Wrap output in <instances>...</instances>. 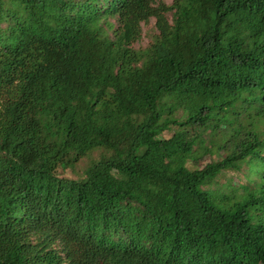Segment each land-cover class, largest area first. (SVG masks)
Returning <instances> with one entry per match:
<instances>
[{"label":"trees","instance_id":"16d2710c","mask_svg":"<svg viewBox=\"0 0 264 264\" xmlns=\"http://www.w3.org/2000/svg\"><path fill=\"white\" fill-rule=\"evenodd\" d=\"M0 264H264V0H0Z\"/></svg>","mask_w":264,"mask_h":264},{"label":"rangeland","instance_id":"374dc122","mask_svg":"<svg viewBox=\"0 0 264 264\" xmlns=\"http://www.w3.org/2000/svg\"><path fill=\"white\" fill-rule=\"evenodd\" d=\"M167 4H171L172 0H165ZM157 33L156 28H155V20L152 19L150 21L149 24L147 25H142V38L139 42L134 44L135 49H144L146 48L149 43L152 40V37ZM171 134L168 133L165 135V137H169ZM98 156V153H95L93 155L94 158H96ZM210 162V159L207 158L205 159L202 163L203 166L207 163ZM89 166V160H83L82 162H80L76 168L72 171V170H68L65 171L64 173H61V176L67 177V178H71V179H77L79 177L83 176V172L84 170ZM231 178H233V181L236 184H239L240 181L236 178V175L233 176V174L230 175Z\"/></svg>","mask_w":264,"mask_h":264}]
</instances>
